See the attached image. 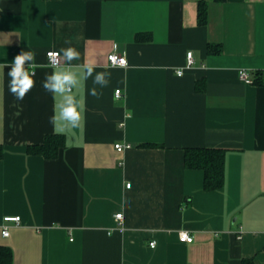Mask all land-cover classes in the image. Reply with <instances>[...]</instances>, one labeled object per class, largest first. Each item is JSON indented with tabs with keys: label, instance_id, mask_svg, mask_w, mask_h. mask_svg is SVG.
<instances>
[{
	"label": "crops",
	"instance_id": "0c3cea01",
	"mask_svg": "<svg viewBox=\"0 0 264 264\" xmlns=\"http://www.w3.org/2000/svg\"><path fill=\"white\" fill-rule=\"evenodd\" d=\"M69 42L73 64L111 79L99 98L91 79L76 90L85 120L58 134L55 159L27 153L55 134L56 101L41 86L51 67L23 101L0 72V246L11 264H264V83L238 76L264 73V0H0V63L24 49L47 66ZM112 53L127 65L111 66ZM186 148L224 151L222 188L204 191Z\"/></svg>",
	"mask_w": 264,
	"mask_h": 264
},
{
	"label": "clouds",
	"instance_id": "9594fccd",
	"mask_svg": "<svg viewBox=\"0 0 264 264\" xmlns=\"http://www.w3.org/2000/svg\"><path fill=\"white\" fill-rule=\"evenodd\" d=\"M47 55L49 64L46 66L37 62L35 51L21 49L10 62L0 63V72L9 69L8 91L17 101H23L36 86L37 70L51 67L52 71L46 72L41 82L44 91L51 93L56 101L49 122L55 134H69L80 129L85 120V99L78 96L76 90L91 79L93 87L88 94L99 98L102 95L100 89L109 85L111 74L107 71L96 72V65L92 61L73 64V61L81 59V54L70 42L68 47Z\"/></svg>",
	"mask_w": 264,
	"mask_h": 264
},
{
	"label": "trees",
	"instance_id": "16d2710c",
	"mask_svg": "<svg viewBox=\"0 0 264 264\" xmlns=\"http://www.w3.org/2000/svg\"><path fill=\"white\" fill-rule=\"evenodd\" d=\"M47 1V0H46ZM198 24L206 22V8L203 3L198 5ZM136 41L143 42L148 38L143 35H136ZM260 80L262 82H260ZM252 84L264 83V73H256L252 77ZM63 136L58 134L47 135L40 145H33L27 148L29 155L41 156L45 159H55L59 150L64 147ZM145 146H153L147 144ZM184 167L190 170H200L203 174L204 191H215L223 186L224 182V151L212 148H186L184 150ZM2 149L0 147V158ZM12 255L8 247L0 246V264H11Z\"/></svg>",
	"mask_w": 264,
	"mask_h": 264
},
{
	"label": "built area",
	"instance_id": "2783aa9c",
	"mask_svg": "<svg viewBox=\"0 0 264 264\" xmlns=\"http://www.w3.org/2000/svg\"><path fill=\"white\" fill-rule=\"evenodd\" d=\"M49 52H56L55 50H50L46 53V58L48 60V64H49V58H48V53ZM108 62L111 66L115 67H125L127 65V59H126V56L125 55H119V54H116V53H112L108 56ZM193 64V58H192V54L191 52H188L186 54V68H189L191 67ZM183 73L182 70H178L176 72V74L178 76H181ZM238 76H239V79L240 81H242L243 83L245 84H252V78L250 77V74H248L247 71L245 70H240V72H238ZM114 96H116L115 98H119L120 97V90H115L114 92ZM127 148H130L129 145H125V146H122V145H115V149L117 151H122L123 149H127ZM128 186H126L127 188H129L131 185L130 184H127ZM114 219H116V221H121L122 220V214H116L114 216ZM4 222H15V223H18L19 222V217H5L4 219ZM2 236L4 237H7L8 236V231L6 229V227L4 228V230L2 231ZM239 238V237H238ZM178 240L181 242V243H191L193 238L189 235V233L187 232H180L178 234ZM150 247L151 248H154L156 245H155V242H151L149 243Z\"/></svg>",
	"mask_w": 264,
	"mask_h": 264
}]
</instances>
